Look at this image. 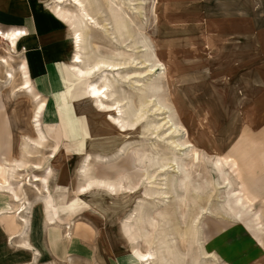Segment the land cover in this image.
Listing matches in <instances>:
<instances>
[{"label":"rangeland","instance_id":"1","mask_svg":"<svg viewBox=\"0 0 264 264\" xmlns=\"http://www.w3.org/2000/svg\"><path fill=\"white\" fill-rule=\"evenodd\" d=\"M33 2L58 19L49 10L51 0ZM86 3L97 22L116 24L123 35L134 32L139 48L136 54L123 45L115 49V39L95 24L86 21L84 28L85 23L75 20L88 32L82 36L81 68L102 59L128 62L132 55L138 61L151 58L157 66L150 75L149 67L143 66L106 73L101 68L90 78H78L70 69L71 31L61 22L69 42L63 63L65 92L79 106L83 135L35 149L26 139L36 138L32 116L40 101L33 91L19 89L24 82L19 66L23 61L27 66L26 50L19 40L13 48L0 36V185L10 182L17 195L26 189L32 198L36 190L32 183L25 185L27 180L45 177L46 184L35 182L36 196L45 208L49 197V207L54 205L59 212L52 226L59 256L39 264H141L135 250L154 254L148 264H264V0ZM135 71L142 73L139 78L131 76ZM104 74L110 75L111 85L116 83L110 97L129 103L123 107L125 116L143 113L135 131L120 132L87 97V85H100ZM135 80L140 87H133ZM147 94L153 105L164 108L163 114H154L155 107L148 112L142 108ZM38 122L46 141L39 118ZM195 151L199 162L193 163ZM7 162L22 165L23 171L12 180ZM161 164H167L166 176L158 174ZM33 165L41 170L35 171ZM162 177L166 199L160 194L165 191L160 190ZM89 178L110 181L119 193L82 191ZM18 203L14 202L13 213L19 219ZM31 203L21 213L25 218ZM35 207L41 208L40 203ZM14 214L0 217L5 240L10 229L18 228ZM133 235L137 244L130 242ZM67 243L68 249L73 243L88 245L90 256L67 255ZM17 250L14 242L0 243V256Z\"/></svg>","mask_w":264,"mask_h":264},{"label":"crops","instance_id":"2","mask_svg":"<svg viewBox=\"0 0 264 264\" xmlns=\"http://www.w3.org/2000/svg\"><path fill=\"white\" fill-rule=\"evenodd\" d=\"M49 10L51 9L49 8ZM0 29L24 32V35H21L18 40L26 50V69L28 67L27 73L29 71L28 77L30 75L29 81L33 92L39 96L41 103L39 121L41 128L47 134L46 141L44 138L39 144L35 143L38 141L37 138L34 141L27 138L28 144L37 149L41 148L42 143L50 142L52 146L60 145L63 141L68 142L82 136L83 123L80 116L77 115L79 106L76 101L70 100L65 92L66 79L63 63L67 59L69 42L61 21L33 0H0ZM49 131L51 134H48ZM54 135H56V139L53 138ZM32 156L28 155V157ZM9 163H6L7 166L11 165L10 168L7 167L8 171L6 172H9L8 177L12 180L13 175L23 169H21L22 165L13 167L14 165ZM40 170L35 169V171ZM35 176L37 175H33L31 178L34 179ZM6 183L10 184V182ZM9 184L7 186L0 185V188L7 189L3 191L0 189V217L14 214V202L19 201L18 205L21 207H17L18 209L15 210L19 219L14 214L18 228L10 229L6 236V240L14 242L18 250L14 253L8 251L7 255L0 256V264L4 259V264H39L41 259H51L53 262L59 254L58 240L54 238L55 231L52 226L59 220V212L55 211L54 205L52 208L49 207V197L45 198V208L44 203L37 197L39 189L35 182H30L31 187L36 190L32 198L28 196L26 189L23 195H17L15 189ZM27 184L25 185L30 186ZM28 201H32V203L25 218L21 213L27 209ZM37 203H40L41 208L35 207ZM48 208L50 211L47 214L46 209ZM26 219L28 220L27 225ZM47 228H50L51 231ZM6 240L5 235L0 234V243ZM65 251L67 255L69 252H78L86 257L90 256L88 245L85 248L82 244L73 243L68 249L67 243ZM106 253H103L105 261ZM106 263L109 264L107 261ZM114 263L111 262V264ZM115 264L121 263L117 261Z\"/></svg>","mask_w":264,"mask_h":264},{"label":"bare ground","instance_id":"3","mask_svg":"<svg viewBox=\"0 0 264 264\" xmlns=\"http://www.w3.org/2000/svg\"><path fill=\"white\" fill-rule=\"evenodd\" d=\"M51 1H52V3H54L53 6H50V9H51L52 13L61 22L67 24L69 30L71 31V42H72V47L74 48V54H73L72 59H71L70 69L77 76H79L78 78H82V79H86L88 77L90 78V76H93V74L96 71H98L99 69L101 70V68H105L103 70V72L106 73V71H111V70L112 71H117L119 69L126 68V67L140 68V67H143V66H145V67L148 66L149 67V69L147 70V74L146 75H150V73L157 66V63H151V61H152L151 58L150 59L148 58V59H146L144 61H138L137 58L132 57L133 56L132 55V56H128L129 57L128 58L129 59L128 62H121V61H118V62H114V61L112 62L111 61L110 62V60L108 62V61L102 59V60L95 61V63L91 64L90 66H86V67L82 66L83 68H81V65L83 64V61H82L83 58L81 56L82 54L80 53L81 46L83 44L82 43V36H83V34L84 35H88V32L84 33V29L78 28L75 25V23H76L75 20H78V21H81V22L85 23L84 28H87L86 21H89V24H91V23L95 24L96 28H99V29L103 30V32L105 33V36H108V37L111 36L110 39H115V41H114L116 43L115 44L116 45L115 49H118L119 47H122V45H123L124 47L127 48V50H126L127 52H132L133 54H136L138 52L137 49L139 47H137V44L134 41V34H133L134 32L128 31L126 35H123V34L119 33L116 24H114V26H112V25L109 26L111 24L109 22L108 23H105V21L104 22H97L94 19V17L88 12V9H87V5L88 4L86 3L87 0H51ZM66 5L72 7V9H73L72 11L73 12L68 10V9H65L64 7ZM75 12H77V14ZM110 30H114V32H110ZM21 35H24V32L15 31V30L0 31V36L2 37V39L7 41L9 44H11L13 48L16 46V42H17L18 38ZM123 39H125L126 42L129 41V43L127 42V44L124 45L125 41ZM117 44L120 45V46H117ZM147 44L149 45V43H147ZM148 45H144V47H147L146 50L150 51L149 50L150 47ZM116 55H117V52H116ZM139 64H140V66H137ZM130 65H132V66H130ZM19 71H21V73H22L21 75L24 78V80H23L24 82L22 83V85L20 86L19 89L20 90L24 89V90H27V91L28 90L33 91L31 83L29 81L26 65H25L24 62H21L20 66H19ZM133 74L134 75H131L133 78H139L142 73L141 72L137 73L135 71ZM109 76H107V74H104L102 76L103 78L101 80L103 82L100 85H98V83H89L87 85V89H86L87 97L94 103L93 106L96 108V110L108 115L107 117L111 121L109 119L108 120L110 122H112L119 129L120 132L126 133V132H129L131 130H134V126L141 120V118L143 116V113H140L139 111H138V113L137 112L134 113L133 114L134 118L125 116V111L123 110V107L125 105H127L128 102L126 101L125 98L113 99L114 97L113 98L110 97L111 94H109V93L111 92V89L113 87L112 85H114L116 83H113L111 85L110 81L108 80ZM113 76H114V74H113ZM129 76H130V74L127 77H125V76L124 77L127 79V78H130ZM124 77H121V78H124ZM110 79H111V77H110ZM117 79H119V78H117ZM125 81H127V80H125ZM139 82L140 81L135 80L134 81V83H135L134 85L135 86L133 85V87H140L141 84ZM31 94H32V92H31ZM34 97H35V100H38V98H39V96H37L36 94H35ZM151 97H152V95H148L147 94V96L145 97V101L142 104V108H145V109L148 108L146 110L148 112V111H152L153 108L155 107V109L153 110V112H155L154 114H156V115L163 114L164 113V108L161 107V106H157L155 104L153 105L154 101L152 100ZM133 107H134V104H132V108ZM40 109H41V103L37 102V104H36V106L34 108V113H33L34 116H32L33 117L32 123L34 124L33 125V129H34V131L36 133V138L38 139V141H36L35 143H38V144L41 141H43V139H44V136L42 134V131H41L40 127H39V122H38V118L40 117ZM133 110H134V108H133ZM160 126H162V125H154V128L157 129ZM177 146H179V147L182 146L183 147V144H179ZM50 157H52V156H50ZM192 157H194L192 159L193 163L199 162V154L196 151L194 153V156H192ZM87 158L86 157L84 158V162L88 160ZM32 167L34 169H41V167L38 166V165H33ZM166 167H167V164H161L159 166V168H158V171H159L158 174H162V175L166 176V174H167V168ZM172 172H173V170H172ZM149 178H152V177L150 176ZM152 181H151V183L153 185H157V184H155V182H152ZM160 181H164V183H162V185H164V186L162 188H160V190H162V189L165 190V191L161 192L160 194L162 196L165 195L163 197H164V199H166V198L169 197L167 195V192H166V185H167L166 177H162L160 179ZM27 182L28 183H30V182H38V183H41L42 185L47 183L45 178L37 177V176H35L32 181L27 180ZM102 184H105V185L102 186ZM27 185H29V184H27ZM93 189H103V190L105 189V191L107 190L111 194L113 192L114 193H119V191L117 189L112 188V184L110 183V181L109 182L102 181V180H96L95 181L94 178H89L86 181V184L81 187L82 191L93 190ZM82 193H84V192H82ZM80 195H83V194H80ZM157 195H159V193ZM152 198L153 197H147V199H149V200H151ZM196 233H198V232L195 231L194 234H196ZM130 242H132L133 244H137L135 235H133L130 238ZM135 254H136V259L138 261H140L141 264H148V262L150 260H155L153 258L154 254L152 252L143 253V252H141L139 250H135L134 255Z\"/></svg>","mask_w":264,"mask_h":264}]
</instances>
